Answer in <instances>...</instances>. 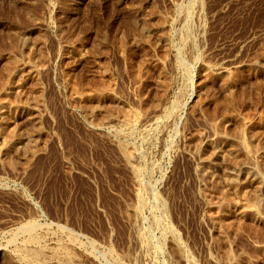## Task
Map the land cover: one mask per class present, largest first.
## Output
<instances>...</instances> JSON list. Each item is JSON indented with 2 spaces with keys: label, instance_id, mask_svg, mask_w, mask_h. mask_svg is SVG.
Here are the masks:
<instances>
[{
  "label": "rangeland",
  "instance_id": "1",
  "mask_svg": "<svg viewBox=\"0 0 264 264\" xmlns=\"http://www.w3.org/2000/svg\"><path fill=\"white\" fill-rule=\"evenodd\" d=\"M30 223L76 264H264V0H0V264Z\"/></svg>",
  "mask_w": 264,
  "mask_h": 264
},
{
  "label": "bare ground",
  "instance_id": "2",
  "mask_svg": "<svg viewBox=\"0 0 264 264\" xmlns=\"http://www.w3.org/2000/svg\"><path fill=\"white\" fill-rule=\"evenodd\" d=\"M175 111L176 110H174V113H175ZM38 229H39V225L36 223H30L21 229V232L26 234V238L23 241V243L21 245H18L16 250L12 253L13 254L12 258L14 256L17 260H19L23 264H47L48 261L46 262L44 260L45 258L46 259L49 258L51 261H55L56 264H76L77 261H76L74 254L71 251L70 246H68L67 244L65 245V244H59L58 243V245L56 247H54L52 249H48L47 246H45L43 244L42 236L38 232L39 231ZM173 237H174L173 238V240H174L173 244L179 250L180 244L177 240V236L176 237L173 236ZM70 241H71V243H73L74 240L71 239ZM11 244H13V243H11ZM74 245H75V243H74ZM181 248H182V246H181ZM180 252H182V251H180ZM180 254H182V253H180Z\"/></svg>",
  "mask_w": 264,
  "mask_h": 264
}]
</instances>
